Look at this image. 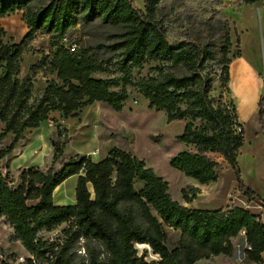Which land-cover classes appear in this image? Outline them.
Wrapping results in <instances>:
<instances>
[{"label":"trees","instance_id":"16d2710c","mask_svg":"<svg viewBox=\"0 0 264 264\" xmlns=\"http://www.w3.org/2000/svg\"><path fill=\"white\" fill-rule=\"evenodd\" d=\"M41 1L47 3L34 8ZM261 1L239 0L248 6ZM157 8L158 0H145L143 11L132 0H0V19L22 12L28 29L19 43H5L0 27V219L12 229L9 242L19 243L32 258L24 264H196L219 256L231 258L232 240L242 231L250 248L245 250L247 261L264 264V223L258 215L237 206L204 210L181 205L169 195L168 183L129 151L113 147L98 162L74 155L56 170L68 140L61 141L64 135L55 122L58 138L51 141L49 167L23 169L17 182L8 170L3 173L1 161L51 113L76 118L94 103L120 112L128 99L127 87H134L148 108L163 112L168 123H185L176 139L188 149L169 160L170 168L208 186L218 181L221 166H229L239 191L264 205L242 183L237 163L245 137L227 90L230 65L240 56L231 54L233 25L216 15L208 23L217 41L172 42ZM95 20L117 31L108 35L109 44L77 46L74 53L61 45L75 27ZM37 32L49 37L51 52L20 79L22 56ZM148 62L162 64L157 75L135 79L133 71ZM108 69L109 78L93 77ZM179 69L184 72H174ZM37 73L54 78L34 97L32 76ZM217 84L223 92L215 96ZM263 108L260 102L262 126ZM9 134L10 143L3 147ZM72 176H78L75 204L54 205V190ZM197 193L190 187L181 196L190 204ZM62 225L59 241L43 238L42 233ZM166 229L178 233L172 247L167 245ZM82 244L84 255L79 251ZM136 246L148 248L158 259L147 261L146 248L139 255ZM15 261L14 254L0 246V264Z\"/></svg>","mask_w":264,"mask_h":264},{"label":"rangeland","instance_id":"374dc122","mask_svg":"<svg viewBox=\"0 0 264 264\" xmlns=\"http://www.w3.org/2000/svg\"><path fill=\"white\" fill-rule=\"evenodd\" d=\"M132 2L137 9L143 11L145 0H132ZM46 3L45 1L36 3L34 8L44 6ZM257 8V6L245 5L238 0H158L157 16L166 27L167 37L172 42L183 39H191L201 43L217 41L219 38L213 34L208 23L209 19L216 15L229 20L233 25L235 33L232 27L231 54L239 53L240 56L233 59L230 65V81L227 90L236 107L239 123L243 125L245 137L244 144L237 156V163L242 183L255 191L264 201V135L258 133L257 127L260 121L258 104L260 102L264 104V5L260 12ZM0 27L5 31L3 39L5 43H19L28 32L22 20V12L1 18ZM116 32L109 26L95 20L85 26L78 25L67 36L70 40L75 41L78 47H88L109 44L108 35ZM50 52L49 37L40 32L35 33L22 56L19 78H23L32 65ZM104 56L113 57L109 53H105ZM161 66L162 64L156 62H148L141 70L133 71L132 75L135 79L155 77ZM111 72L112 70L108 69L104 73H95L93 77L109 78ZM174 72L181 74L184 70L179 69L174 70ZM53 78L52 76L45 78L42 73L32 76L34 97H38L43 92L46 81ZM216 87L214 94L218 96L223 90L219 89L218 84ZM127 92L128 99L120 112H114L107 105L101 103L96 109L97 112L100 109V115L97 121L92 122L93 108H91V112L88 110L89 113L86 115L90 122L88 128L95 135L103 134V137L109 138L111 140L110 145L125 149L136 158L143 160L147 167L152 168L158 176L168 183V193L171 198L181 205L189 206L182 199L181 191L185 189L189 193L190 187L199 186L193 179L185 177L169 166V160L173 156L188 149L184 143L176 139L182 134L185 123L183 121L168 123L163 112L148 108L147 101L137 93L134 87H127ZM224 95L228 97L227 93ZM82 110L81 112H83ZM53 115L60 114L55 112ZM55 117L53 119L56 120ZM49 124L52 125V123ZM59 125L60 131L63 135L65 134L61 141L68 140L64 124L59 123ZM51 127L57 132V127ZM25 136L20 144L24 143L23 145L28 147L29 132ZM51 138H53L51 141L57 140V134L52 135ZM8 142L7 140L3 142V146L7 145ZM68 142L70 141L68 140ZM66 153L67 151L63 155L64 160L73 156ZM96 154L97 151L93 152L91 156ZM10 161L11 155L1 161L3 173H6ZM20 171L13 169L11 172V177L15 182L18 181ZM217 173L219 174L217 183L206 188L200 187L199 196L193 204L196 206L195 208L210 210L223 205H227L226 208L245 207V204H248L247 200L237 188V184L235 185V174L232 169L229 166H221ZM71 178L65 181L67 184L64 185L63 189L60 188L62 189L61 195L63 194L67 199L73 197L75 200V187L72 188L74 180ZM218 190L219 194H217ZM226 191H229L227 196L225 195ZM205 196L209 199L204 200ZM211 196L213 197L210 198ZM249 206L250 208L247 209L252 213L260 214L262 212L254 204ZM64 227L65 225H62L53 232L42 233V236L44 239L59 241ZM166 231L168 234L167 245L172 247L178 240V233L171 229H166ZM11 233L12 229L0 219V246L3 249H8L14 254L15 259H18L12 264H23L20 258L26 259L28 254L19 243L9 242ZM232 244L234 254L231 258L219 256L197 263L253 264L248 262L245 257L246 242L243 235L239 234L237 238L232 240ZM136 248L141 255L146 247L136 246ZM79 251L81 255H84V244L79 247ZM145 259L151 261L158 258L146 248Z\"/></svg>","mask_w":264,"mask_h":264},{"label":"crops","instance_id":"0c3cea01","mask_svg":"<svg viewBox=\"0 0 264 264\" xmlns=\"http://www.w3.org/2000/svg\"><path fill=\"white\" fill-rule=\"evenodd\" d=\"M263 5H264V2L263 3L257 2L255 4H252L249 6H257L258 12H260L261 8H263ZM99 105H101V103H94L92 106L84 108L85 111L83 109L82 110L83 112H80L79 116L76 118L65 119L61 115H53L54 113H51L49 116V119L47 121L41 123V125L38 128L29 130L28 131L29 132V138H27V141L29 142V146L27 147V146L23 145L24 143H21V144L19 143V145L17 144L10 154L11 155V161L9 162V166L6 169V170H8L9 175L11 176V172L13 169L23 170V169H29V168H38L40 170H44L50 166L51 161H52V156H53V149L51 146V139H53V138H51V136L52 135L55 136V134H57V132L54 131L53 127H51V126H54V128H55V125L53 124L54 122L57 125H59V123L64 124V130L66 131L67 138L70 141L66 144L63 155L67 151V153H66L67 155L88 156L94 162H98V161L102 160L103 158H105L106 155L108 154V152L110 151V149H112L113 147H117V146L110 145L111 140L109 138L103 137L104 136L103 134L95 135V133L91 129L88 128V125L90 124V122L87 120V116H86L89 113V111L91 110V108H93L92 110L94 113L91 117V120H92V122L97 121V118L100 115V109L98 110V112L96 111V109H98ZM94 107H95V109H94ZM54 116H56L55 117V118H57L56 120L53 119ZM263 119H264V117H263ZM49 123H52V125H50ZM257 127H258V133L260 135H264V126H262L259 122V125H257ZM2 128H3V126L0 123V132H1ZM64 136H65V134H64ZM6 140L9 141L8 142V144H9L10 140H11L10 134L7 135V138L5 139V141ZM7 145H5L3 147H6ZM117 148H119V147H117ZM123 150H125V149H123ZM41 151H43V152H41ZM95 151H97V154L94 156H91V154ZM99 155H101V156H99ZM62 160H64L63 157H62ZM62 160L60 162H57L54 165L56 170L60 169L62 167V165L64 164L65 160L64 161H62ZM77 178H78V176H72L71 179L74 180L73 184H72V188L76 187ZM218 180H219V174H218ZM66 184H67V182H63L61 185H59L54 190V193H53L54 205L64 206V205H74L75 204V200L73 197L67 199L64 197L63 194H62L63 196L61 195L62 189L64 188V185H66ZM197 185L199 187L193 186L194 188L198 189V193L196 194V198H198L197 196H199V190H200L201 186H204L206 188L208 186H211L212 184L206 186V185H199L197 183ZM235 185H236V182H235ZM60 188H62V189H60ZM58 189H60L59 192H57ZM250 190L255 193V191H253L252 189H250ZM228 193H229V191H226L225 195L227 196ZM217 194H219V190H218ZM255 194L257 195V193H255ZM212 197L213 196H211L210 198H212ZM203 199L208 200L209 197L205 196V198H203ZM195 200L196 199H194L192 201V203H190L189 206H187V207L193 208V209H199V208H195L196 206L193 205ZM226 207H227V205H223L219 208L227 209ZM219 208H216V209H219ZM204 210H206V209H204ZM210 210H213V209H210ZM196 264H198V263H196Z\"/></svg>","mask_w":264,"mask_h":264},{"label":"built area","instance_id":"2783aa9c","mask_svg":"<svg viewBox=\"0 0 264 264\" xmlns=\"http://www.w3.org/2000/svg\"><path fill=\"white\" fill-rule=\"evenodd\" d=\"M61 45L66 48L70 53H74L77 49V44L75 41L70 40L68 38L67 35H65L62 39H61ZM247 200L248 204H245V207H243L245 210H248L247 208H250V204H254L256 206V208H259L262 212L260 214H256L259 216L260 221H262L264 223V205H261L259 203H255L253 201H249L248 198L246 196H244ZM241 235H243V237H245V233L244 231H242L240 233ZM81 243L83 242V239H80ZM246 249L250 250V248L246 245ZM26 259H32L30 256H27ZM25 258H20V261L23 262V264L25 263ZM18 259H16L17 261ZM262 260L264 262V253L262 254Z\"/></svg>","mask_w":264,"mask_h":264}]
</instances>
